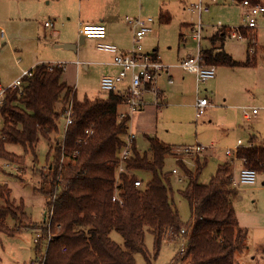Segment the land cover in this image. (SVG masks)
Returning a JSON list of instances; mask_svg holds the SVG:
<instances>
[{
    "label": "trees",
    "instance_id": "16d2710c",
    "mask_svg": "<svg viewBox=\"0 0 264 264\" xmlns=\"http://www.w3.org/2000/svg\"><path fill=\"white\" fill-rule=\"evenodd\" d=\"M169 20L161 16L162 22ZM248 33L253 37V32L243 31V35ZM218 36L225 38L228 34L221 30ZM202 53L204 62L216 68L248 66L247 62H237L223 51ZM63 74V67L36 66L31 77L22 78L20 88L5 91L0 106L3 118L0 159L22 165L24 156L7 152L6 146L20 145L37 160L38 139L51 141L61 134L64 109L73 101L74 123L65 130V139L56 147L49 167L41 172L43 183L39 190L47 199L46 208L53 205L51 231L55 237L47 245L49 229L41 226L43 233L35 248L40 263L137 264L136 254L148 255L146 232L149 231L154 237L156 253L166 239L187 240L185 249L176 257L180 264H239L236 255L247 248L248 230L240 227L238 222L235 203L239 191L232 185L231 163L220 165L209 184L203 185L200 176L207 165L206 160L197 158L193 170L187 164L175 161L173 146L149 137L150 149L144 154L137 151L134 143L133 157L127 168L138 175H150V180L142 178L143 186L137 188L135 178L123 174L117 187L116 167L130 123V118L119 119V111L129 95L110 93L106 98L79 101L63 82ZM60 105L63 106L61 111ZM87 131L92 132L90 137ZM62 144L68 164L60 175L62 183L59 184ZM169 157L174 159L177 170L185 177L180 184L186 183V186L179 194L191 209L187 223L182 221L174 203L171 178L175 175L173 170H165ZM239 157L247 161V167L264 172V147L242 149ZM59 186L60 192L56 195ZM117 192L123 206L113 202ZM0 198L5 202L0 205V234L14 236L22 229H10L7 220L11 218L18 222V214L29 219L24 202L12 201V191L2 184ZM57 226H61L59 233H56ZM113 232L123 238L124 247L111 239ZM42 244L46 247L45 254L41 251Z\"/></svg>",
    "mask_w": 264,
    "mask_h": 264
},
{
    "label": "rangeland",
    "instance_id": "374dc122",
    "mask_svg": "<svg viewBox=\"0 0 264 264\" xmlns=\"http://www.w3.org/2000/svg\"><path fill=\"white\" fill-rule=\"evenodd\" d=\"M200 1L131 0V3L129 2V9H121V13L124 10L123 17L130 19L152 18L155 21L154 33L145 38L142 46L147 41L153 47L146 49L147 51L158 48L159 55L165 66L171 69L174 67L179 68L177 61L178 48L186 46V48L194 47L196 50L199 47V44L193 42L190 38H188L189 41L180 38V34L185 33L188 35L191 31L190 27L199 24L200 20L210 28H213L219 22L228 27L244 26L245 17L242 13L243 9L240 4H237L233 0H217V4L214 3L210 7V14H204L201 18L198 13L192 11V7L199 4ZM98 2L100 3L101 0H98ZM252 2L255 1L252 0ZM262 2L264 3V0ZM111 3L114 4V1H111ZM203 3L205 5L211 4L210 0H203ZM222 6H231V8L230 10L226 8V10L222 11ZM20 12L22 13L20 14ZM79 12L80 3L78 0H0V24L7 29L8 36L14 39L12 45L6 35L7 44L0 49V87L5 91L11 88L14 85V81L23 77L24 72L30 71L41 62L50 63L51 65L47 64L48 66H52L53 64L64 65L62 63L63 60L66 62L67 60L62 59L63 57L60 54H64L65 52L53 47V42L57 36L53 35L52 31L65 30V32L69 31L72 33L74 31V27L72 26L76 20L75 14H79ZM161 13L170 16L169 23L161 22ZM260 20L261 17L258 23L259 28L256 30H259L262 35L257 39V46L264 49V25L260 23ZM46 22L55 24V27L46 28ZM63 25L70 27H62ZM243 31L253 32V37L249 36L248 33L247 38L250 41L253 40L254 53H256L257 46L254 43V31ZM211 33L212 29H208L204 33V38H208ZM44 41L47 43L44 44ZM230 42L238 43L239 41L232 40ZM240 43L245 44L244 42ZM205 45V40H203L202 46L205 47ZM133 48L134 45L132 44L130 50ZM263 52L262 50L258 52V66L262 68H264ZM167 61L174 62V64H167ZM70 78L73 82L75 79L77 80L75 73H70ZM164 79V76L157 79L156 85L159 90L162 88L161 81ZM97 81L95 75H89L86 79L81 78L78 91L81 98L88 97L90 101L97 100L98 91L96 90L99 87ZM11 84L13 85L10 86ZM158 84L160 85L158 86ZM205 85L202 86V90ZM172 90L174 96L171 95L169 102L171 105H169L167 114L163 118L159 114L166 109L165 105L159 106L160 110L158 111V125L161 134H163V139L176 148L202 146L216 149L208 150L201 154L202 158L205 153L208 155L207 166L200 176L201 184H209L211 178L216 174L218 167L225 160V151L235 147L239 140H242L244 145L252 142L259 146L261 144L264 145V69L258 73V92L256 94L258 102L255 107L250 109L252 111L256 110L258 114L251 120H244L243 114H239L240 111L237 110L238 118H234L233 127H229L227 122L219 120V117L212 124L208 123V118L198 119L196 117V110L193 112L189 101L183 100L174 87H172ZM93 91H95V95H93ZM100 95V97L106 98L107 93L103 94L100 91ZM146 98L149 101V105L155 106V95H147ZM233 104L245 106L242 101ZM58 109L61 111L63 106L60 105ZM125 110L126 107L123 106L120 108L119 113L125 112ZM2 128L3 118L0 113V131ZM60 130L61 134L51 141L41 137L38 139L36 148L37 160L31 153H26L20 145L11 144L6 146V151L18 156H24L25 163L22 165L9 164L0 159V184L7 185L12 191V201L18 203L23 200L25 212L29 218L25 220L18 214V222L11 218L7 220L10 229L17 227L21 228L22 232L14 236L0 234V264H41L39 258L37 259L35 250L37 246L35 240L39 231L42 230L40 228L44 225L47 212V199L39 190L43 183L41 172L43 170L46 171L49 167V164L54 159L56 147L64 141L66 130L64 118L60 121ZM148 130L150 131L151 129ZM130 133H132L131 130ZM138 134L135 142L136 148L137 151L144 154L149 151V143L143 133ZM252 137L253 139L256 138L255 142L251 141ZM201 157L191 159L195 162L197 158ZM227 162L231 163L229 159ZM190 167L193 170L196 168L195 166ZM240 167L241 164L237 163L235 166L236 173ZM175 168H178L177 164H175L172 157H169L166 160L165 170L172 172ZM179 175L182 176L180 173ZM139 176L145 181H149L151 178L148 174L141 173ZM261 176H264V174H261ZM171 183L175 192V206L179 211L182 221L187 223L190 221L192 215L191 209L187 201L179 194V191L185 188L186 183L180 184L176 175L172 176ZM261 186L263 187L262 189L254 186L244 187V189L239 191V196L235 203L237 217H239L241 224L245 225L249 233L246 243L249 248L236 255V262L239 264H264V185ZM4 204L5 202L0 198V205ZM111 239L116 244L124 247V240L118 233L113 232ZM186 245L187 240L183 238H178L177 240L166 239L159 252L156 253L154 237L147 231L146 247L148 255L145 257L142 254H136V263L180 264L176 257L185 249ZM41 246V251L45 254L46 247L44 244Z\"/></svg>",
    "mask_w": 264,
    "mask_h": 264
},
{
    "label": "crops",
    "instance_id": "0c3cea01",
    "mask_svg": "<svg viewBox=\"0 0 264 264\" xmlns=\"http://www.w3.org/2000/svg\"><path fill=\"white\" fill-rule=\"evenodd\" d=\"M111 1H114V4H112ZM130 1L131 0H101V2L99 3L98 0H78V2L80 3V12L79 14H75L76 20L74 22V25L72 26L74 27V31L72 33L69 31L65 32V30L58 32L52 31V34L57 36L56 40H54L53 42V47L58 50H64L63 52L65 53L60 54V56L63 57L62 59L67 60V62L65 60H63L62 62L64 63L63 82L70 89L74 91L75 96L79 101H82L85 98L88 99V97L81 98L78 92L82 77L83 79H86L87 76L89 75H95L96 79L98 80L97 83L99 86L96 90L98 91V96L96 98L102 99L103 96L100 97L101 96L100 91L101 93L106 94L101 90L100 84L102 78L105 76H116L120 72L119 68L115 67L112 63L113 56L109 53H105L97 49V45L99 44L97 40L86 39L80 34L81 26L86 24H94V25L104 24L108 30L106 43L117 46L119 49L123 51H129L132 48V44L134 45L133 42L134 29L131 26L127 25L126 22L127 17L126 18L123 17V12L125 9H129ZM233 1L236 2L235 0ZM253 1L260 3L261 5L264 6L262 0H253ZM210 2L211 4L208 3L210 7L214 3L217 4V0L216 2L210 0ZM236 3L241 5V3L238 2ZM221 8L222 11L226 10V8H229L230 10L231 6L228 7L222 6ZM121 9H124L122 13H121ZM21 13L22 12H20V14ZM208 14H210V12L207 13V15ZM161 16H166L170 19V16L168 14L161 13ZM260 17H261L260 23L264 25V14H263L258 17L256 29L259 28L258 23ZM0 25L5 30L8 39L13 45V40H14L13 37H9L7 29L2 24ZM154 26H155V21L151 33L148 34L147 36L154 33ZM54 27L55 24H53V28ZM62 27H70V26L63 25ZM193 29L194 26L190 27L191 31L190 30L189 31L191 35L190 33L188 35H186L185 33H181L180 38H184L187 41H189L188 38H190L193 42H196L192 38ZM208 29H212V33L208 38H204V33L207 32ZM256 29L253 31L255 33L254 43L257 46V39L262 34L261 32H259V30L257 31ZM204 33H203L202 41L205 40L206 45L205 47H203L201 42L199 46L201 51L203 52L212 51L214 54L223 51L229 56H231L232 59L237 62L248 63V66L237 67V68L218 66L217 67L218 74H216V78L211 80L209 83H207L204 86L203 90L201 87V92H200L201 95H203L204 98H207L209 102L212 104V107L209 109L208 115L205 118H208V123L212 124L213 122H215V120H217V117H219L218 118L219 120L225 121L227 122L229 127H233L234 118L235 119L238 118L237 117L238 114L236 113V111L238 110L240 111V113L238 112L239 114H243L244 120H251L255 115L258 114V113L253 114L254 111L250 109L255 107V105L258 102V98L256 95L258 92V73L262 69H264L258 66L259 65L258 52L260 50L264 51V49L261 48L260 46H257L256 53L251 54L249 52L251 48L250 45L251 41L247 38V35L242 34L243 39H231L229 36H226L225 38H221V37L219 38L218 34L220 33V31L217 30L216 28H210V27L206 28L204 30ZM232 40L239 42L238 43L230 42ZM5 41L6 42H4L3 46L7 44V40ZM240 42H244L245 44L243 45ZM45 43L47 42L44 41V44ZM3 46L0 49H2ZM142 47L144 53L153 55L163 63L159 55L158 48L152 51H147L146 49L153 48L147 41L144 42V46ZM197 52L198 49L195 50L194 47L186 48V46H184L183 48H178L177 51L178 63L180 64L183 60L187 59L188 57L196 55ZM167 62H168L167 64H171V65L174 64V62L171 61H167ZM47 64L50 63L48 62L39 63V65H47ZM36 66H38V64ZM34 68H32L31 71ZM70 73H75L77 80L75 79V81L73 82L70 78ZM163 76L165 79L161 81L162 88L161 87L160 88L162 91L161 90L160 91H161V101L166 106L165 107L166 109L159 113L161 114V118H163V116L167 114L169 110V105H171L169 102L171 100V95H173L172 87H174L176 92H178L179 96H181L183 100L189 101V105L194 112L196 110L195 104L197 99L195 93L196 77L192 74L186 73L181 68H176V67L172 69L170 68L168 74H162L159 78H162ZM170 80L173 81V84H170ZM16 81H14L13 84ZM13 84H11L10 86H12ZM129 84H130L129 79H126L125 81L121 82L117 86L116 93L121 95L128 94ZM159 85L160 84H158V86ZM1 90H3L2 87H0V92ZM94 92L95 91H93V95H95ZM147 95H151V94L147 93L144 96V101L146 104L145 109L142 110L141 112H137L133 114L130 117L128 132L130 133L131 130V132L136 134V136L139 135L138 133H143L144 136L147 138V140L149 137H156L163 143L171 145L166 142L167 140L163 139L162 136L163 134H161L159 130L158 111L160 110V108L149 105V101L146 98ZM238 101H242L245 104V106L244 105L238 106L233 104V103H237ZM241 110L243 111V113ZM125 111H127V108ZM232 113L234 114L232 115ZM148 129L151 130L149 131ZM255 140L256 138L253 139L252 137L251 141L255 142ZM253 144H255V146H259L256 143ZM260 147H264V145L261 144ZM173 148L176 147L173 146ZM149 149H150V145H149ZM209 150H216V149H209ZM203 156L204 157L202 158L200 155L201 160H206L207 163L208 155L205 153V155ZM224 158L225 160L223 161V164L228 163L227 162L228 159L226 155L224 156ZM261 174H264V172H258V180L257 183L254 185V187H257L258 189H262L263 187L261 185H264V176H261ZM238 222L240 227L246 229L245 225L241 224L239 217H238ZM247 248L249 247L247 246Z\"/></svg>",
    "mask_w": 264,
    "mask_h": 264
},
{
    "label": "built area",
    "instance_id": "2783aa9c",
    "mask_svg": "<svg viewBox=\"0 0 264 264\" xmlns=\"http://www.w3.org/2000/svg\"><path fill=\"white\" fill-rule=\"evenodd\" d=\"M216 2V0H211ZM241 7L243 9V15L245 17L244 26L240 27H228L224 26L221 22H219L213 28L217 30H225L228 36L231 39H243V30H255L257 28V20L258 17L264 14V6L257 2L252 1H244L241 3ZM192 11L198 13L200 18L210 12V6L208 4H204L203 0L200 1L199 4L192 7ZM126 22L129 26L134 29V48L129 51H123L119 49L117 46L106 43V39L108 36L107 27L104 24H86L81 26L80 34L89 40H97L99 44L97 45V49L99 51L109 53L113 56V65L119 68L120 72L116 76H105L101 80V90L104 93H116L117 86L129 79V88H128V99L125 104L127 111L119 113V119L124 120L126 118H130L133 114L137 112H141L145 109L146 104L144 101V96L147 93H151L156 96V107L164 105L161 101V91L157 88V79L162 74H168L170 71V67L165 66L158 58L153 55H149L143 52L142 42L145 37L151 33L154 20L152 18H138V19H130L126 18ZM46 28H53V23H46ZM206 28H209L208 25L203 24V22H199V24L194 26L192 38L199 44H201L203 39V33ZM6 40V33L3 27L0 26V48L3 46ZM249 52L253 54L255 52L254 46L250 48ZM63 67L62 64L52 65V67ZM179 68H181L186 73L192 74L196 77V117L198 119L205 118L208 115L209 109L212 107V104L209 102L207 98L201 97V87L205 85V83L216 78L217 68L215 66H209L204 62V55L198 47V52L194 56H190L187 59L183 60L179 64ZM32 71L24 72L23 77H31ZM22 77V78H23ZM22 78L17 80L14 85L11 87L12 89H17L22 86ZM170 84H173V81L170 80ZM5 90L0 92V106L4 102ZM256 110H254L253 114H256ZM65 115V123L66 130L69 126L74 123V111H73V101L71 100L68 105L64 109ZM64 134V139H65ZM87 135L90 137L92 132L87 131ZM136 142V134L129 133L125 139V145L122 148L119 155V164L116 167L117 172V187L120 185V177L125 174L130 177L135 178V187L141 188L143 186V180L140 178L137 172L129 170L127 168L128 162L133 157V146ZM255 144L250 143L248 145H244L242 140H239L235 147L229 148V150L225 151V155L227 159L231 162L233 168V177H232V185L237 190L240 191L244 189V187L254 186L257 183L258 172L255 169L249 168L246 166L247 161L243 160L239 157V151L242 149H251L254 148ZM209 149H213L210 147H202V146H194V147H178L173 149V155L176 162H183L189 166H195V162L191 158L200 156L204 152ZM61 159L59 162V179L58 183H62L61 173L64 168L67 167L68 157L65 150V145L61 146ZM77 155L73 154L72 157L75 158ZM237 163L241 164L238 172H235V166ZM173 174L178 176V182L183 183L185 177L179 175V171L177 169L173 170ZM60 186L58 187L57 193L60 192ZM56 197L53 202H55ZM113 202H120L123 206V202H121L119 193L117 192L113 197ZM54 217V208L52 207L47 209L46 212V220L44 222L43 227H47L49 229V234L47 238V245L53 240L55 234L51 231L52 227V219ZM43 229V228H40ZM61 230V226L56 227V233H59ZM43 230L39 231V234L35 240L36 243L40 241Z\"/></svg>",
    "mask_w": 264,
    "mask_h": 264
}]
</instances>
